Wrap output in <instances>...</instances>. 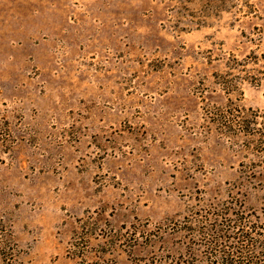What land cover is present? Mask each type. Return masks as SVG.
<instances>
[{
    "label": "rangeland",
    "instance_id": "1",
    "mask_svg": "<svg viewBox=\"0 0 264 264\" xmlns=\"http://www.w3.org/2000/svg\"><path fill=\"white\" fill-rule=\"evenodd\" d=\"M215 106L264 131V0H0V264L208 258L190 220L233 204L262 239Z\"/></svg>",
    "mask_w": 264,
    "mask_h": 264
},
{
    "label": "trees",
    "instance_id": "2",
    "mask_svg": "<svg viewBox=\"0 0 264 264\" xmlns=\"http://www.w3.org/2000/svg\"><path fill=\"white\" fill-rule=\"evenodd\" d=\"M248 80L252 84H258L257 81H253L247 77L243 78ZM222 85L223 91L228 95L233 89L232 79H223L219 81ZM226 108L215 106L213 114L217 116L215 120L220 121V124L224 128L230 129L232 132H242L247 135H257V142L260 144L259 150L264 154V131L256 133V130L251 126V121L245 119V121H236L232 112L223 113ZM219 116V117H218ZM221 119V120H220ZM235 122L237 125H235ZM256 130V131H255ZM235 206V207H234ZM218 213L211 214L209 216H203L199 214L200 218L191 219V227L187 228L195 235H199L208 240L206 247L210 249V256L208 258H194L181 256L173 257L167 261V259H161V264H262L259 257L252 253L254 246H259L264 240V234L262 239L260 237L251 236L252 230H255V225L251 224L249 219H246L238 213L240 207H233L227 205ZM197 221L196 223H194ZM248 229H250L248 231ZM264 230V228H262ZM212 234H214L212 236ZM255 235V234H254ZM228 242V243H226ZM228 244V245H227ZM225 246V247H224ZM264 247L261 245L260 248ZM134 264H141L139 262H133ZM148 264H157L149 262Z\"/></svg>",
    "mask_w": 264,
    "mask_h": 264
}]
</instances>
